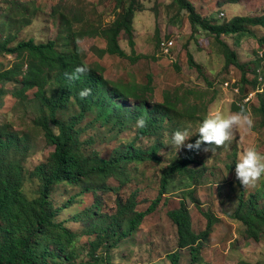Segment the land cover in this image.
<instances>
[{
    "label": "rangeland",
    "instance_id": "374dc122",
    "mask_svg": "<svg viewBox=\"0 0 264 264\" xmlns=\"http://www.w3.org/2000/svg\"><path fill=\"white\" fill-rule=\"evenodd\" d=\"M127 1L23 0L21 4L12 5L10 0H0V39L11 35L14 38L11 45L30 38L36 42L55 39L63 48L67 37L75 33V40L83 50L84 61L101 67L105 78L118 84L137 85L140 88L150 77L152 81L150 88L144 92L145 98L151 102H164L168 99L181 111L179 116L175 115L171 121L164 122L154 134L140 137L136 136L135 120L124 119L123 124L119 125L112 118L104 123L96 118V109H91L82 116L77 127L85 154L95 151L101 157L109 158L116 148L131 142L144 150L156 141L160 143L156 159L131 161L123 168V176L129 179L118 192L122 200H126L135 191L138 203L136 210H145L157 196L164 167L171 159H177L186 151L177 150L171 144L172 134L187 130L193 135L187 141L189 143L211 110L220 108L225 114L233 112V102L242 101V88L244 92H249L248 95H253L251 101L245 98L242 104H247L254 124L250 131L236 128L233 139L223 146H213L214 150L209 152L201 151L197 155V162L191 166L195 170L194 179L186 181L183 178V181L189 182L188 188L181 189L182 178H177L158 209L145 217L140 226L128 238L120 241L116 248L109 251L99 249L98 258L102 256L107 264H172L168 255L177 251L178 235L177 227L167 213L178 208L182 201L190 210L196 233L204 231L207 226V219L198 208L211 214L213 219L212 233L196 264H238L241 260L251 264H264V235L260 241L248 238L243 223L232 217L242 197L244 201L255 197L258 205L264 208V176L255 187L250 188H243L235 178V163L242 151L255 147L264 154L263 117L256 112L260 102H264V90L257 92L259 86L254 83L256 78L252 69L257 52L261 49L256 36L263 35L264 28H254L255 35L239 33L223 36L237 51L240 60L251 64L247 70L246 82L242 81L241 69L234 65L225 67L219 42L205 31L197 30L193 33L187 11H177L178 6L172 0H135L144 9L135 11L132 17L134 52L132 53L128 36L124 32H120L117 39L127 54H140V59L132 62L128 57L109 54L100 56L99 51L105 47L106 42L97 33L122 13ZM194 3L201 16L210 12L204 17L213 16L214 20H228L240 12V5L237 4L214 6L211 11L199 0H194ZM241 3V14L264 15V0H241ZM7 15L11 17L9 22ZM169 39L174 42L173 48L168 54H164L161 46ZM187 53L200 65L201 72L188 66ZM15 61V55L0 53V70L12 67ZM227 80L240 86L238 95L223 87ZM0 86L5 91L0 98V123H8L12 129L26 135L29 150L23 163L26 170L31 171L36 165L46 161L54 150V145L47 142L42 129L35 123L36 118L47 110L36 97V88L20 98L14 95L21 87L20 77L3 80ZM55 88L57 83L52 80L48 85V94ZM79 111V106L70 102L66 108L58 110L57 116L68 120ZM52 127L58 132L56 126ZM107 182L111 185L119 184L117 177H111ZM39 185L37 179L27 176L24 191L28 197L35 198L39 195ZM95 198L97 215L89 221L104 225L108 221L105 217L116 208V194L99 190ZM69 202L68 207L58 210L56 217L58 220H67L69 227L82 232V221H75L73 218L82 215L84 209L94 212L93 193L81 192L80 187L70 183L55 186L50 195L51 207L58 209ZM87 238V235H81L79 239L78 248L82 246L84 254L87 251L84 248ZM178 252L180 264H191L188 249Z\"/></svg>",
    "mask_w": 264,
    "mask_h": 264
},
{
    "label": "trees",
    "instance_id": "16d2710c",
    "mask_svg": "<svg viewBox=\"0 0 264 264\" xmlns=\"http://www.w3.org/2000/svg\"><path fill=\"white\" fill-rule=\"evenodd\" d=\"M12 5L21 4L23 0H10ZM230 3H240L241 0H224ZM177 4V11L186 10L192 32L205 31L221 45L225 58V67L234 65L242 71V81L246 82L249 63L240 60L237 51L228 44L223 36L251 33L254 28H264V15L237 14L228 20H214L213 16H201L190 0H172ZM135 0H128L122 13L107 27L97 33L105 39V47L99 55L109 54L118 57H128L132 62L141 58L127 54L118 43L120 32L128 38V45L133 49L132 17L135 11L143 10L141 4L135 5ZM7 17V22L11 17ZM72 33L64 42L51 39L46 42H36L33 38L21 40L11 45L14 38L11 35L0 39V53L13 54L16 57L14 65L0 70V84L3 80L21 78V87L14 95L23 97L31 89L36 88L35 95L41 106L47 110L38 116L35 123L42 129L48 143L54 145V150L48 159L39 163L31 171H27L23 163L29 145L23 132L14 130L8 123H0V264H107L102 256L98 258L97 251L116 248L119 242L128 238L141 224L143 219L154 213L163 197L170 193L177 178H182L180 188H188V180L194 179L195 170L191 167L197 162L201 152L185 151L177 159H171L164 167L160 177L157 196L143 211H137L136 193L133 191L126 200L118 195L120 187L128 182L123 176V168L131 161L156 159L158 141L145 150L136 147L133 142L116 148L113 155L104 158L93 151L85 154L79 141L78 124L85 112L96 109L97 119L104 123L114 118V123L122 125L124 119L137 121L143 117L146 126L136 128V136L151 135L160 129L164 122L171 121L181 111L176 104L168 99L164 102H151L145 98L144 92L150 88L152 79L148 77L145 85H123L113 82L103 76V69L98 65H89L84 61L81 45ZM74 38V39H73ZM262 55L257 52L252 69L264 64V34L256 36ZM73 39V40H72ZM189 67L201 72L200 65L187 53ZM84 66L88 70L77 74L76 68ZM1 67V65H0ZM71 77V78H70ZM56 81L57 88L48 94V85ZM255 84L256 81H254ZM86 88L91 89V95L81 98L78 93ZM0 86V98L4 94ZM249 92L241 91V102H233L232 111L238 112L243 108L249 114L247 104H242ZM135 101L134 103L132 101ZM76 103L80 111L71 115L68 120L58 118V110L67 107L68 103ZM240 103V104H239ZM176 108V109H175ZM256 112L263 117L264 102H260ZM52 125L58 128L54 130ZM198 134L189 141L194 143ZM203 147V145H202ZM27 176L39 182V195L30 198L24 191ZM117 177L118 185H111L107 180ZM183 178L186 181H183ZM70 183L80 187L81 192H92L94 196V212L83 210L82 215L74 216L73 220L82 221L83 230L78 232L66 224L67 220H58V210L70 205L53 209L50 205V195L55 186ZM172 186V187H171ZM108 191L116 194V208L107 217L104 225L89 221L97 215V191ZM196 203V201H194ZM198 210L207 219L206 229L196 233L190 210L185 202L167 213L177 227V251L169 254L172 264H180L179 250L188 249L191 264L199 262V254L212 233L213 219L209 213ZM232 217L246 228L248 238L260 241L264 235V208H261L255 197L244 201L241 198L239 206ZM81 235H87L84 248H78ZM94 235L93 237H90ZM86 246V247H85ZM84 254V255H83ZM107 255V252L105 253ZM85 257L87 260L85 261ZM82 258V259H81ZM238 264H251L241 260Z\"/></svg>",
    "mask_w": 264,
    "mask_h": 264
},
{
    "label": "clouds",
    "instance_id": "9594fccd",
    "mask_svg": "<svg viewBox=\"0 0 264 264\" xmlns=\"http://www.w3.org/2000/svg\"><path fill=\"white\" fill-rule=\"evenodd\" d=\"M87 68L80 66L76 68L77 74H84ZM71 78V77H70ZM78 95L83 99L91 95V89L81 90ZM253 119L241 108L238 112L225 114L222 109L211 110L200 123L196 134L198 138L194 143H188L190 135L187 130L176 131L172 134L171 144L177 150L186 149L189 152H209L214 150L213 146L221 147L233 139L234 130L243 128L250 131L253 127ZM146 122L143 117L136 121V127L143 128ZM195 134V135H196ZM203 145V147H202ZM264 176V154L255 147H248L239 155L235 163V178L243 188L255 187L256 183Z\"/></svg>",
    "mask_w": 264,
    "mask_h": 264
},
{
    "label": "built area",
    "instance_id": "2783aa9c",
    "mask_svg": "<svg viewBox=\"0 0 264 264\" xmlns=\"http://www.w3.org/2000/svg\"><path fill=\"white\" fill-rule=\"evenodd\" d=\"M173 40L172 39H169L165 42L164 45L161 46V49L163 51L164 54H168L170 52V50L173 48ZM259 53L262 55L263 51H259ZM254 74H255V80L259 86V89L257 92L259 91H263L264 90V64L258 66L255 71H254ZM263 86L261 88V86ZM223 87L226 88V89H230L233 94H239L240 93V86L235 83V82H232V81H225V83L223 84ZM253 95H248L246 97L247 101H251V98H252Z\"/></svg>",
    "mask_w": 264,
    "mask_h": 264
},
{
    "label": "crops",
    "instance_id": "0c3cea01",
    "mask_svg": "<svg viewBox=\"0 0 264 264\" xmlns=\"http://www.w3.org/2000/svg\"><path fill=\"white\" fill-rule=\"evenodd\" d=\"M192 3H193V5H194V7H195V3H194V0H190ZM202 4H204V5H206L209 9H211V11H212V9H213V7L215 6H217V7H221V5H225V4H237V5H240V12L239 13H237V14H241V9L243 8V5H242V3L240 2V3H230V2H226V1H224V0H199ZM195 10H196V8H195ZM198 12V11H197ZM210 13V12H209ZM209 13H207V14H202L203 16H206V15H209ZM236 14V15H237ZM235 16V15H234Z\"/></svg>",
    "mask_w": 264,
    "mask_h": 264
}]
</instances>
